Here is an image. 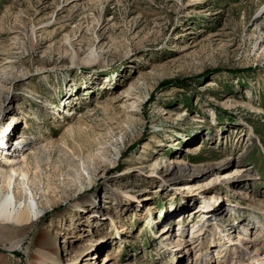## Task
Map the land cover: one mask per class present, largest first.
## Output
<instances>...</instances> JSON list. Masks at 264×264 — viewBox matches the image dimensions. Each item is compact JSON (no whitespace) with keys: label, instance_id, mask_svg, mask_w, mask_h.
I'll list each match as a JSON object with an SVG mask.
<instances>
[{"label":"rangeland","instance_id":"rangeland-1","mask_svg":"<svg viewBox=\"0 0 264 264\" xmlns=\"http://www.w3.org/2000/svg\"><path fill=\"white\" fill-rule=\"evenodd\" d=\"M263 8L264 0H0V159L23 135L53 141L56 158L44 167L54 203L30 228L11 229L22 247L12 250L0 231V264H34L42 227L61 242L64 264L77 255L74 264L263 257ZM115 146L114 164L86 157L97 147L112 156ZM62 150L80 170L70 179ZM169 165L185 166L186 177ZM85 195L114 216L93 220L88 205H75ZM238 231L247 248L228 240Z\"/></svg>","mask_w":264,"mask_h":264},{"label":"bare ground","instance_id":"bare-ground-1","mask_svg":"<svg viewBox=\"0 0 264 264\" xmlns=\"http://www.w3.org/2000/svg\"><path fill=\"white\" fill-rule=\"evenodd\" d=\"M97 58V53L92 50L90 53V59H88L87 62H90L91 64L96 62ZM11 61L3 63L1 67L5 69L7 67L13 66V62ZM20 76L21 75L18 77L20 78ZM147 89H149V85H147ZM123 97L124 96L120 97V99ZM128 97H130L129 94ZM69 128H73V125H71ZM53 146V141L42 144L37 142L36 139L32 137L23 135L18 139V141H16L12 148H7L6 152L3 153L8 154V156L5 155V159H0V231L4 229L3 235L12 240V250L22 247L23 243L21 237H18V234L14 236L10 235L11 229L16 227L30 228L38 219H40L41 215L46 211V209L54 203V199L52 195H50L52 183L49 181L47 171L44 168L45 165L49 166L52 162L54 163V161H56V158L53 156L54 151L51 150V147ZM94 149L88 152L86 157L93 156L94 158H98L101 161L109 160L112 164L116 163L118 156L120 153H122L121 147L118 146L113 148L114 152L112 156L106 155L101 147H97L95 150ZM58 158H61L62 161L64 160L68 163L66 169H63L62 174L67 175L70 179L69 176L73 177L79 173L80 170L78 169V164H76L74 161V156H71L70 154L68 155L66 151L62 150L57 157V161H60L61 159L58 160ZM167 170L170 172L169 174L175 179L186 177L185 173L187 168L185 166L183 167V165L182 168L178 165L177 167L175 165L173 168H171V165H169ZM195 170L200 171L201 169L196 168ZM88 182L92 183L93 178L89 177ZM85 188L86 185L83 182L79 187H77V191H83ZM129 188L130 190L132 189V187ZM62 191L66 192L65 189ZM126 192L128 193L129 197L135 196L131 195L128 190ZM115 198L118 204L115 207L116 210V208L121 206L122 200L119 195H116ZM147 198L148 196L143 197V199ZM75 205L76 207L88 205L92 212L89 216L95 221H98L106 216H114L112 213L114 209H108V206L101 204V202L98 201L94 196L91 197L85 195L80 200L78 199ZM208 208L209 211L208 209L207 211H204L205 216L209 212L212 213L217 207L211 204L208 206ZM83 209L85 210V207H83ZM260 209L264 211V207H260ZM86 210L88 211V209ZM76 221L73 226L80 230L79 226L81 224L79 225V219H76ZM114 221L115 220L113 218L112 224L115 226ZM197 231L199 230H195L194 232ZM79 234L81 233H78L76 237H80ZM226 236H228V240H230L231 245L233 244L235 246L242 245L243 247L245 242L249 241V238H246L240 231L235 233V238H231L230 234H227ZM33 242L36 246V257L33 262L34 264H64L62 256L56 253V250H58L61 246V242H59L57 236L52 235L50 230H48L46 227H42L39 230V234H37L35 241ZM243 248H247V246H244ZM80 253L82 254L83 251ZM79 256L80 255H77L76 257L71 258L68 263L74 264V261H77ZM252 258V262L254 264H264V256H260L258 252H255ZM105 259H109V256L105 255Z\"/></svg>","mask_w":264,"mask_h":264}]
</instances>
